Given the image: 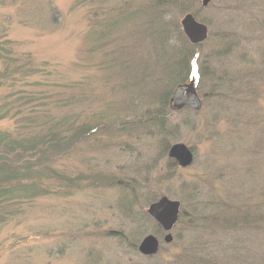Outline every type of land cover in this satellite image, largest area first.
Instances as JSON below:
<instances>
[{"label":"rangeland","instance_id":"1","mask_svg":"<svg viewBox=\"0 0 264 264\" xmlns=\"http://www.w3.org/2000/svg\"><path fill=\"white\" fill-rule=\"evenodd\" d=\"M186 14L208 28L197 49ZM182 51L220 78L200 79L197 112L167 102ZM0 54V167L21 171L0 183V264L261 262L264 0H0ZM162 196L180 204L169 244L146 213Z\"/></svg>","mask_w":264,"mask_h":264},{"label":"water","instance_id":"2","mask_svg":"<svg viewBox=\"0 0 264 264\" xmlns=\"http://www.w3.org/2000/svg\"><path fill=\"white\" fill-rule=\"evenodd\" d=\"M203 8L207 7L212 0H200ZM181 30L189 44L197 46L204 43L208 38V28L198 22L191 14H186L180 21ZM198 77L193 74L185 84L178 85L170 97V110L179 111L190 108L199 111L202 102L197 94ZM168 157L173 159L181 168L189 167L193 162L192 152L183 144H175L170 147ZM180 204L177 201L161 197L152 203L146 213L165 232L163 242H172L171 231L174 228L179 214ZM159 248V241L152 235L145 237L138 246V252L146 257L154 256Z\"/></svg>","mask_w":264,"mask_h":264},{"label":"trees","instance_id":"3","mask_svg":"<svg viewBox=\"0 0 264 264\" xmlns=\"http://www.w3.org/2000/svg\"><path fill=\"white\" fill-rule=\"evenodd\" d=\"M178 33H179L178 34L179 35V40H181V39L184 38V40L186 41V44L184 46H187V43H188L187 39L184 37V35L181 32L178 31ZM191 48L192 49H197L199 47L196 46V47H191ZM5 54H7V52H5ZM7 56L0 54V59L1 60H6L7 59ZM8 59H10V58H8ZM195 64L196 63H195V61H193V56L191 58L190 57L188 58V56L185 54V51H182L181 54H180V58H179L178 62L176 63V66L174 67L175 78L173 80V83L174 84L177 83V85L178 84H182L183 81H181V80L183 79L182 77L186 74V72H188V74L185 75L186 76L185 79L187 80L188 77L190 76V74L193 72V69H192L193 67L192 66H194ZM196 72L199 75V82H200V79L201 78H205L206 80H208V79L209 80H211V79L214 80V83H216V84H219L220 83V81H219L220 78L217 77V74L215 72L214 73L213 72H209V73H212L213 74V77H211V78L209 76V73L204 74V72H202V70L200 72V70L197 69ZM58 123L60 125H59V127L58 126L56 127L57 130L60 129V126L62 124L61 121H59ZM62 134H64L62 132V130L61 131H58V132H55V133H52V135H51L52 137L50 136V138H49L50 141H48L49 142L48 144H50V143H52V144L50 146H47V147H49V151H53V153L60 152V151H64V148H65L64 146H66V143L70 142L71 140L70 139L67 140V138H68V137H66L67 133H66V135H62ZM62 136H64V137H62ZM45 139H46V137L40 139V142H43ZM13 143H14V141L13 140L11 141L10 138L5 137L4 135H3V137L0 136V144H3L4 145V149H6L8 147L7 148L8 150H13L14 149ZM21 146L19 145V147H21ZM44 153H45L44 151L40 150V154L41 155H45ZM3 155H5V154H3ZM16 156H17V154H13V157L14 158H16ZM7 158H8L7 155H5V158H2V159H4L3 162L5 164L2 167H0V183H3V184L4 183H8V182L10 183L13 179H17L20 176V173L19 172H21L20 170H18L19 172H16L17 170L15 168H12L11 166H8L6 164L7 162H9ZM19 158L20 157L18 155L17 159H19ZM11 161L13 163L15 162L13 159H11ZM12 193H13V191H12ZM7 196H8V193L3 194V192H2L0 194V205H3V203L6 202V199L5 198ZM159 230H160L161 233H163V231L161 230L160 227H159ZM261 253H262V255H261V262L259 263V261L256 260V263H254V264H264V250H261Z\"/></svg>","mask_w":264,"mask_h":264}]
</instances>
